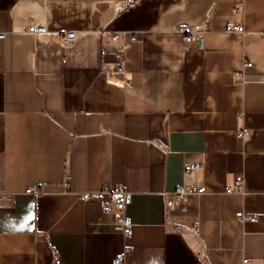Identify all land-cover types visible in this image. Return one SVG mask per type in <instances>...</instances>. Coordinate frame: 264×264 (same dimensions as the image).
<instances>
[{
	"label": "crops",
	"instance_id": "1",
	"mask_svg": "<svg viewBox=\"0 0 264 264\" xmlns=\"http://www.w3.org/2000/svg\"><path fill=\"white\" fill-rule=\"evenodd\" d=\"M0 32V264H264V0H0ZM108 32L136 36L122 70ZM102 188L132 194L129 238L80 201Z\"/></svg>",
	"mask_w": 264,
	"mask_h": 264
},
{
	"label": "built area",
	"instance_id": "2",
	"mask_svg": "<svg viewBox=\"0 0 264 264\" xmlns=\"http://www.w3.org/2000/svg\"><path fill=\"white\" fill-rule=\"evenodd\" d=\"M241 3H236L234 9L237 11L239 10ZM225 30L228 32H235V33H243L244 32V26L243 25H233L228 24L225 27ZM183 33V40L185 42H196L197 38H195L192 33L188 30H181ZM24 33L30 35V36H37V35H46L49 34L48 30L45 28V26H30L28 27ZM107 40L110 42V54L114 58L118 69L122 70L125 65V52H126V44L128 42H133L136 40V36H128L125 33H107ZM59 43L62 46H68L70 45L78 36L77 32H61L56 33ZM5 33L0 32V39L5 38ZM250 62H243L242 68L250 67ZM242 70L236 72L234 75L236 77H240L242 74ZM247 136V131L245 128H242L237 131L236 138L239 140H244ZM201 166L196 163H189L185 166L184 171L185 173H193L196 172L198 169H200ZM68 183V178L66 177L65 185ZM234 186L237 189L242 190L243 181L242 179H237L234 182ZM234 189L230 187L224 188L225 194H232L234 193ZM40 188L37 186L29 187L25 190V194L27 195H36L39 194ZM206 188L203 185H198L195 183H192L188 186H179L175 188L171 192V197L168 198L166 196L165 198V207L168 214L171 213L172 210H174L176 207H178L180 210L185 211L187 208V202L188 198L191 195L200 196L205 194ZM79 199L83 203H91V202H101V210L104 214L111 215L114 221V228L116 231L121 232V234L125 238H129L132 235V229H133V223L131 219L126 215V208L128 205H130L132 201V194L125 190L124 188H117L114 190H107L105 188L94 190V191H86L79 195ZM236 219L241 222H253L255 221V216L251 214H246L245 212H237L236 213ZM173 230L175 232H179L180 227L173 224L172 225ZM189 230L195 234L198 235L199 227L198 224H194L191 227H189ZM261 237L264 239V233L261 234ZM112 264H123V258L121 256H118L114 259ZM242 264H249V260L243 259Z\"/></svg>",
	"mask_w": 264,
	"mask_h": 264
}]
</instances>
